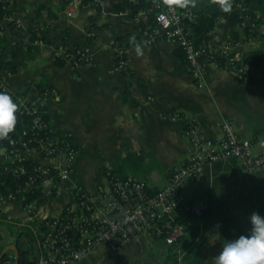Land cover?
<instances>
[{
    "label": "crops",
    "instance_id": "crops-1",
    "mask_svg": "<svg viewBox=\"0 0 264 264\" xmlns=\"http://www.w3.org/2000/svg\"><path fill=\"white\" fill-rule=\"evenodd\" d=\"M81 1L10 0L9 22L15 25L3 27L4 55L16 58L9 66L13 73L6 67L0 71V83L29 103L42 102L54 139L68 133L78 152L68 180L59 189L62 195L48 199L39 220L60 216L74 202L76 188L91 194L107 190V174L135 177L150 189H163L170 173L186 162V124L198 126L210 140L221 138L223 121H230L241 139L264 138V21L255 25L245 17L242 26H232L218 18L207 35L211 50L230 45L239 62L252 53L263 56L252 81L241 82L228 68L209 66L198 85L171 40L160 37L152 45L130 41L127 47L115 45L119 37L141 38L151 29L154 13L148 0H139L144 10L133 19L127 9L136 4L134 0ZM207 1L187 0L185 5L207 14ZM244 9L264 17V0H253ZM91 26L105 28L90 31ZM33 27L41 29L50 45L32 42L28 28ZM75 47L88 54V63L75 65L63 57ZM119 50L125 56L121 69ZM56 59L64 64L58 67ZM172 113L179 118L171 119ZM212 170L208 183L186 182L182 192L186 190L187 199H196L210 190L219 221L231 216L230 206L241 204L236 194L242 188L264 186V172L247 173L232 162ZM0 222V259L6 254L18 260V245L30 242L25 232L28 216L19 202L2 201ZM219 236L218 229L209 239L210 249L219 245ZM95 254L102 255L95 252L80 264L95 263Z\"/></svg>",
    "mask_w": 264,
    "mask_h": 264
},
{
    "label": "built area",
    "instance_id": "built-area-1",
    "mask_svg": "<svg viewBox=\"0 0 264 264\" xmlns=\"http://www.w3.org/2000/svg\"><path fill=\"white\" fill-rule=\"evenodd\" d=\"M154 13L156 29L147 44L152 45L158 38L173 41L184 54L191 75L200 85L209 66L208 56L199 50L186 31L185 20H193L194 12L186 6L180 11L173 0H148ZM71 15L70 11L68 12ZM17 23V22H16ZM19 24V23H17ZM219 51L225 68L241 82H248L254 72L248 64L239 62L232 46L224 45ZM63 52V57L75 65L86 64L89 56L84 50ZM123 51L119 50L121 56ZM207 62V64H206ZM120 60L118 68H124ZM0 91L9 93L18 104L17 113L32 115L31 131L15 129L5 138L9 148H0V178L8 174L24 176L28 174L25 162L37 164L28 175L23 190L17 189L0 198V203L19 202L28 216L25 232L30 235L31 260L35 264H80L95 252L113 254L140 236L165 234V242L172 245L185 235L183 224L175 223V216L188 212L200 216L206 211V204L193 203L182 192L183 185L190 182L202 185L205 171L220 162L234 160L247 173L264 172V138L256 141L241 139L230 121L220 125L221 138H206L198 126L186 124L184 134L188 139L186 162L173 170L161 190H152L135 178L108 177V188L103 192L91 194L81 188L74 190V202L64 207L60 216L39 220V213L49 198L58 199L59 190L68 180L77 156V148L68 133L56 140L50 125L44 122L40 111L42 102L29 103L23 95L8 91L0 83ZM16 113V114H17ZM171 119L179 118L172 113ZM18 124V119L17 123ZM253 148H256L255 151ZM37 156L40 162L36 161ZM37 189L39 198L26 202L25 192ZM0 264H18L16 258H7Z\"/></svg>",
    "mask_w": 264,
    "mask_h": 264
},
{
    "label": "trees",
    "instance_id": "trees-1",
    "mask_svg": "<svg viewBox=\"0 0 264 264\" xmlns=\"http://www.w3.org/2000/svg\"><path fill=\"white\" fill-rule=\"evenodd\" d=\"M251 1L253 0H208L206 6L207 14L203 13V11H196L194 12L193 20H185L186 31L188 32L189 38L193 40L194 45L199 50L204 51V56H208L209 63L213 62L216 67L220 68L225 66V62L223 58H221L219 51H212L208 45L207 35L214 29L218 18L225 19L232 26H242L245 17L250 23L255 25L264 21V17H258L256 14L247 12V10L244 9ZM91 2L92 0L81 1L82 4H89ZM134 2H136V4L127 9L128 15L131 19L135 18L138 13L144 10L143 5L139 0H134ZM256 2L258 5H262L261 1ZM173 3L180 11L184 8L181 0H173ZM240 8H242L241 11ZM12 17L13 14L10 11V0H0V71L4 67L9 68L12 61L16 58L13 54L9 56L4 55L6 38L2 34L4 32L3 27L6 23L9 28L15 25L14 21L9 22ZM104 28L105 27L97 28L96 26H91L90 31ZM155 29L156 22L153 20L151 29L143 37L136 38L131 35L122 36L116 39L115 45H118V48H122L123 46L127 47V42L129 41L148 45L147 41ZM28 34L32 42L40 41L46 45H50V41L42 36L41 29L36 30L34 27L28 28ZM232 35L235 41L237 38L236 31L233 30ZM88 39L91 40L92 38L89 37ZM78 49L82 50L79 47L74 48V50ZM67 53L71 52L68 51ZM176 55L181 60H185L184 54L180 48L177 49ZM262 58L263 56L261 54L252 53L244 59V63L250 65L254 70L249 81L254 79L255 70H257L262 64ZM117 60L118 65L120 60H125V56L122 54ZM63 64L64 62L62 60L56 59V65L58 67H61ZM8 72L13 73V67L9 68ZM36 89L39 90V88ZM40 111L45 112V107L42 106ZM16 115L18 119V124H16L17 131L22 128L29 129V126L31 131L33 116L26 114V112H19ZM42 119L49 125V120L45 113L42 114ZM7 147L9 148L7 140L5 138L0 139V148ZM227 162H232L233 164L238 165L234 160ZM223 163L225 162L217 163L211 168L206 169L205 184L208 183V175L211 176V173L213 172L212 169ZM24 164L28 169L27 175L16 176L14 174H8L6 177L0 178V198H3L9 193H14L17 189L23 190L28 175L32 172V169L37 166V164L32 163L31 160L26 161ZM1 168L2 167H0V169ZM104 173L106 172L104 171ZM109 176L110 174H107V177ZM255 177H253L254 180ZM258 178H260V176H257V180ZM152 190L153 189H150V192ZM24 196L27 199L26 202H29L31 199H38L40 193L37 189H32L31 191L25 192ZM236 196L240 199L241 204L230 206L231 216L228 218L226 217L225 219L223 218L221 221H219V214L213 211L216 207L211 203L210 190L205 191L196 199H188L190 204L203 202L206 204V211L200 216L192 215L188 212L175 216V223L183 224L185 228V235L182 238L178 239L172 245H167L165 242V234H161L160 236L151 234L143 235L138 239L131 241L116 253L108 254L98 264H214L215 255L220 252L223 244L226 243L227 240L235 239L241 234L248 233L251 227L249 217L253 212L264 215L263 185L254 184V186L249 188H242ZM41 199L42 198H39L38 204L44 203V200ZM213 217H216L218 224ZM227 226L230 228H227ZM7 227L11 226L8 225ZM218 229L220 233L219 245L210 249L208 247L209 239L218 232ZM18 235L20 239L22 235L19 233L17 236ZM1 239L2 238L0 237V240ZM30 249V242L27 244L25 243L23 247L18 245V264H35V262L30 259L31 254L33 253ZM7 258L8 257L5 254L0 259V262H3Z\"/></svg>",
    "mask_w": 264,
    "mask_h": 264
},
{
    "label": "clouds",
    "instance_id": "clouds-1",
    "mask_svg": "<svg viewBox=\"0 0 264 264\" xmlns=\"http://www.w3.org/2000/svg\"><path fill=\"white\" fill-rule=\"evenodd\" d=\"M18 104L12 96L0 91V139L7 138L17 123ZM250 230L227 240L214 257V264H264V215L253 212Z\"/></svg>",
    "mask_w": 264,
    "mask_h": 264
},
{
    "label": "rangeland",
    "instance_id": "rangeland-1",
    "mask_svg": "<svg viewBox=\"0 0 264 264\" xmlns=\"http://www.w3.org/2000/svg\"><path fill=\"white\" fill-rule=\"evenodd\" d=\"M183 192H184V194L186 195V193H187L186 190L183 189ZM227 228H230V227L227 226ZM107 255H108V254H105V255H104V254H102V255L99 254V256H100V257H99L98 255L95 254L94 258H95V259L98 258V259H96L97 261H96L95 263H93V264H98V263L101 262V260H103V259L105 258V256H107Z\"/></svg>",
    "mask_w": 264,
    "mask_h": 264
},
{
    "label": "water",
    "instance_id": "water-1",
    "mask_svg": "<svg viewBox=\"0 0 264 264\" xmlns=\"http://www.w3.org/2000/svg\"><path fill=\"white\" fill-rule=\"evenodd\" d=\"M16 254H17V256L19 255V252L16 250Z\"/></svg>",
    "mask_w": 264,
    "mask_h": 264
}]
</instances>
